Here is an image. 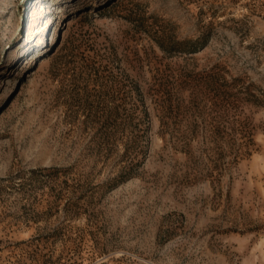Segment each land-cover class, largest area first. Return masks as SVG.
<instances>
[{"label": "rangeland", "instance_id": "obj_1", "mask_svg": "<svg viewBox=\"0 0 264 264\" xmlns=\"http://www.w3.org/2000/svg\"><path fill=\"white\" fill-rule=\"evenodd\" d=\"M0 264H264V0H0Z\"/></svg>", "mask_w": 264, "mask_h": 264}, {"label": "bare ground", "instance_id": "obj_2", "mask_svg": "<svg viewBox=\"0 0 264 264\" xmlns=\"http://www.w3.org/2000/svg\"><path fill=\"white\" fill-rule=\"evenodd\" d=\"M11 90V88H8L7 91Z\"/></svg>", "mask_w": 264, "mask_h": 264}]
</instances>
